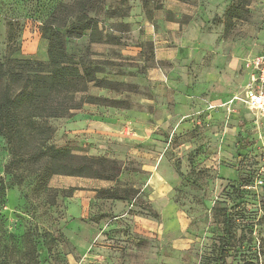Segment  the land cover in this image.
I'll list each match as a JSON object with an SVG mask.
<instances>
[{
	"label": "rangeland",
	"instance_id": "1",
	"mask_svg": "<svg viewBox=\"0 0 264 264\" xmlns=\"http://www.w3.org/2000/svg\"><path fill=\"white\" fill-rule=\"evenodd\" d=\"M61 2L71 0H0V62L9 51L46 61L42 25ZM105 2L103 40L86 31L66 50L111 83L87 93L117 102L47 119L48 143L115 160L119 174L13 185L0 137V264L22 263L25 231L40 235L36 264H264V117L243 100L264 49V0ZM159 48L175 56L157 60ZM110 187L137 192L108 198Z\"/></svg>",
	"mask_w": 264,
	"mask_h": 264
},
{
	"label": "trees",
	"instance_id": "2",
	"mask_svg": "<svg viewBox=\"0 0 264 264\" xmlns=\"http://www.w3.org/2000/svg\"><path fill=\"white\" fill-rule=\"evenodd\" d=\"M105 1L71 0L52 10L41 29L48 42L46 61L13 58L9 51L0 62V137L7 144L10 158L5 173L13 185L29 180L35 190L49 191L48 179L54 174L103 179H115L119 174L115 160L75 154L48 143L53 129L47 119L70 118L85 103L114 106L117 102L87 93L89 83L98 87H109L111 83L96 76L99 68L93 66L91 59L76 57L66 50L68 38L81 37L86 31L90 32L91 42L103 40L97 16L103 12ZM112 12L116 16L126 13ZM12 37L9 34V40ZM5 190L6 182L0 175V199ZM102 192L108 198L130 199L137 190L110 187ZM223 222L227 234L230 230L227 215ZM39 237L38 233H23L18 250L21 264L38 262L42 251L38 248Z\"/></svg>",
	"mask_w": 264,
	"mask_h": 264
},
{
	"label": "built area",
	"instance_id": "3",
	"mask_svg": "<svg viewBox=\"0 0 264 264\" xmlns=\"http://www.w3.org/2000/svg\"><path fill=\"white\" fill-rule=\"evenodd\" d=\"M248 66L251 74L243 89V100L264 117V49L249 60Z\"/></svg>",
	"mask_w": 264,
	"mask_h": 264
},
{
	"label": "crops",
	"instance_id": "4",
	"mask_svg": "<svg viewBox=\"0 0 264 264\" xmlns=\"http://www.w3.org/2000/svg\"><path fill=\"white\" fill-rule=\"evenodd\" d=\"M153 31L151 30L150 32H149V34L150 33H152ZM158 32V33H157ZM156 33L158 34V35H156L155 37H156V39L157 38H160V37H162L164 34H165V31L163 30H158ZM162 33H164V34H162ZM155 39V40H156ZM158 42V44L160 45V43H161V41H157ZM156 42V43H157ZM158 45V46H159ZM161 46V45H160ZM159 53L157 54V60H169L170 58H172L173 56H175V51H173L172 49H169V50H163V49H161V48H159ZM152 78H153V80H158V81H160L161 80V77H160V75H159V73L155 70V71H153V74H152Z\"/></svg>",
	"mask_w": 264,
	"mask_h": 264
}]
</instances>
